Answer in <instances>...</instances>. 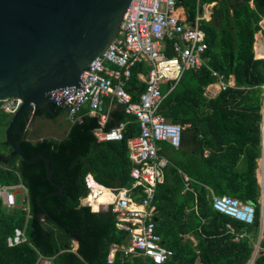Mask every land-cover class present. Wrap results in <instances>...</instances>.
Returning a JSON list of instances; mask_svg holds the SVG:
<instances>
[{"label": "trees", "instance_id": "obj_1", "mask_svg": "<svg viewBox=\"0 0 264 264\" xmlns=\"http://www.w3.org/2000/svg\"><path fill=\"white\" fill-rule=\"evenodd\" d=\"M210 7L209 18H200L207 44V66L231 77L234 85L209 97L205 88L215 81L207 67L187 69L174 87L166 92L159 107L168 120L189 126L182 132L181 144L173 148L161 143L169 163L162 182L156 184L154 206L155 232L172 256L161 264H247L259 235L261 186L257 180V159L261 153V112L264 85V58L254 53V35L260 30L264 0H176L173 15L182 22H194L203 3ZM170 41L164 40V53L171 55ZM147 73L145 64H135L124 88L133 100L145 84L138 77ZM0 101V182L22 183L25 200L6 206L0 198V264H155L143 256L117 251L107 263L112 244L127 245V233L117 228L110 209L97 211L99 204L110 202L106 189L100 196L90 195L92 208L81 203L89 188L85 176L106 188L129 187L133 162L126 139L139 133L132 115L120 111L117 121H126L124 139L98 141L93 130L97 116L88 109L79 111L80 120L69 124L62 139L27 136V125L36 116L54 119L64 112L52 104L54 114L27 110L12 134L29 156L44 154L52 170L47 177L42 158L27 163L6 142L4 131L12 113ZM30 116V117H29ZM112 125L106 122L105 128ZM206 151V152H205ZM259 176L264 163L261 161ZM183 174L190 181L185 185ZM261 180V179H260ZM61 188L59 192L58 189ZM141 187L136 188V193ZM98 189H96V193ZM264 193V185H263ZM229 195L250 201L255 208L251 224L239 222L213 208V197ZM264 216V205L262 208ZM16 230L25 240L9 244ZM72 239L77 242L73 249ZM251 264H264V226L257 256Z\"/></svg>", "mask_w": 264, "mask_h": 264}, {"label": "built area", "instance_id": "obj_2", "mask_svg": "<svg viewBox=\"0 0 264 264\" xmlns=\"http://www.w3.org/2000/svg\"><path fill=\"white\" fill-rule=\"evenodd\" d=\"M175 8L176 0H129L114 37L83 69L82 91L64 98L59 104L52 103L65 109V118L69 123L80 120L78 112L86 105L97 116L98 125L93 135L98 141L124 139L125 122L104 128L106 115L102 112V104L105 97L115 98L123 111L133 115L138 122L139 133L126 139L129 157L133 162L130 186L106 188L95 182L91 174L85 176L89 196H85L87 200L81 203L92 208L89 197L91 193L96 195L94 188H99L98 193L107 189L112 199L101 203L97 211L110 209L115 214L117 228L127 233L126 246L110 245L106 255L107 263H111L121 249L124 254L143 256L155 264L164 263L172 256V251L162 244L160 236L155 232L154 206L151 201L155 186L162 182L163 170L169 163L160 152L161 143L178 148L182 132L189 124L170 121L160 113L159 107L165 96L161 86L167 85L168 92L185 70L199 71L203 67L211 71L220 90L230 85L221 74L207 66L204 55L207 44L200 28V18L196 16L192 23L179 21L173 15ZM165 39L171 43L170 56L164 53ZM140 63L147 66L145 87L138 99L133 100L124 86L130 78L131 68ZM9 100L11 103L1 105V108L13 114L20 100L11 97L1 102ZM183 180L187 186L190 178L183 174ZM138 186L141 189L136 193ZM20 188L25 191L22 183L0 182L2 203L6 206L16 205L15 195ZM212 205L215 210L239 222L251 224L254 221V206L237 197L214 196ZM24 240L23 232L16 230V235L8 243L11 245ZM38 264H50V260L44 258Z\"/></svg>", "mask_w": 264, "mask_h": 264}, {"label": "water", "instance_id": "obj_3", "mask_svg": "<svg viewBox=\"0 0 264 264\" xmlns=\"http://www.w3.org/2000/svg\"><path fill=\"white\" fill-rule=\"evenodd\" d=\"M129 0H0V101L18 98L20 104L5 128V140L24 162H45L39 153L27 156L12 134L25 111L54 114L52 103L83 89V69L114 37ZM264 118V109L262 111ZM264 136V119L262 122ZM261 183L259 235L247 264L258 252L264 216ZM61 191V188L58 189ZM252 204L250 201H246ZM75 240V239H74Z\"/></svg>", "mask_w": 264, "mask_h": 264}, {"label": "crops", "instance_id": "obj_4", "mask_svg": "<svg viewBox=\"0 0 264 264\" xmlns=\"http://www.w3.org/2000/svg\"><path fill=\"white\" fill-rule=\"evenodd\" d=\"M198 2H199V0H196V5L197 6L199 5ZM213 4H214L213 2L201 4V6H202V13H201L200 16L199 15H196V16H198L199 18L208 19L209 18L210 7ZM259 25H260V30L254 35L253 49H254V53H255L256 56L264 58V15L262 16V18H261V20L259 22ZM138 77L140 79H142L143 82H144V77L145 76L141 75V73H138ZM144 84H145V82H144ZM229 84L230 85H234V79H233V77L230 78ZM162 86H165V84H163ZM263 89H264V85H263ZM219 91H220V89H219V87H218V85H217L216 82H213V83L209 84L205 88V93L209 97L215 96ZM86 109H88V113L90 115H96L92 111H90L89 108L86 105H84L79 111H83V110H86ZM263 109H264V91H263V99H262L261 112L263 111ZM121 110H123V109L118 104V102H117V100L115 98H112V97H105V98H103L102 112L106 115V122L108 120L112 121V125L111 126L116 125L118 122H125V125H126V123H127L126 121H117V117L120 116V114H118V113H120ZM64 113H65V109H64ZM128 115H131V114H128ZM64 116H65V114H64ZM78 117L80 118V114H78ZM69 124H71V123H69ZM97 125H98V123H97ZM105 125H106V123H105ZM105 125H104V128H105ZM65 135H66V133H65ZM40 139H41V137H40ZM261 160L264 163V136H262L261 153H260V157L257 159V169H256V176H257V180H258L260 186H261V183L264 182V166L261 168V172H260V176H259V167H260V162L259 161H261ZM163 172H164V170H163ZM97 189H98V187H97ZM260 198H261V195H260ZM126 238H127V236H126ZM72 240L75 242V246H74L75 248H73V249H76L77 242L74 239H72ZM127 242H128V240H127ZM254 247H255V245H254Z\"/></svg>", "mask_w": 264, "mask_h": 264}, {"label": "rangeland", "instance_id": "obj_5", "mask_svg": "<svg viewBox=\"0 0 264 264\" xmlns=\"http://www.w3.org/2000/svg\"><path fill=\"white\" fill-rule=\"evenodd\" d=\"M163 89L164 86H161ZM11 103V100L4 101L1 103L3 106H7ZM64 112L60 113L54 119L46 118L44 116H36L27 125V136L29 139L37 140L40 137H48L53 139H62L65 137L69 128V123L66 121ZM31 116V113H30ZM29 116V117H30ZM5 133V131H4ZM1 136V134H0ZM5 136V135H4ZM19 192L16 193V201L18 204H22V201L25 200V192L23 189H18ZM89 194L87 195V197ZM86 197L81 200V202L86 201ZM73 248H75V242L72 240ZM194 264H200L196 261Z\"/></svg>", "mask_w": 264, "mask_h": 264}, {"label": "bare ground", "instance_id": "obj_6", "mask_svg": "<svg viewBox=\"0 0 264 264\" xmlns=\"http://www.w3.org/2000/svg\"><path fill=\"white\" fill-rule=\"evenodd\" d=\"M96 189H97V187L96 188H94V192H95V196L93 195V193H91V196L93 197V198H97L98 196H100L106 189H102L101 190V192L100 193H96ZM99 189V188H98ZM99 207H100V204H99Z\"/></svg>", "mask_w": 264, "mask_h": 264}]
</instances>
